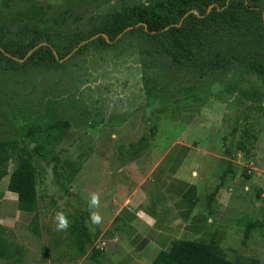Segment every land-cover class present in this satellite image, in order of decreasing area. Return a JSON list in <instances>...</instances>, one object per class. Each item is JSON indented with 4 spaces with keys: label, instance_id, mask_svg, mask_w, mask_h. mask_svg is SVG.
<instances>
[{
    "label": "rangeland",
    "instance_id": "rangeland-1",
    "mask_svg": "<svg viewBox=\"0 0 264 264\" xmlns=\"http://www.w3.org/2000/svg\"><path fill=\"white\" fill-rule=\"evenodd\" d=\"M148 1L153 0H0V16L7 18L11 33L23 24L35 26L45 34L42 43L56 46L76 28L84 33L91 16ZM258 3L264 9V0ZM232 13L241 17L239 27L224 25L217 35L222 47H232L227 71L171 66L164 57L143 67L139 47L146 41L140 32L77 53L86 42L81 40L52 65L24 58L17 69L0 71V139L11 140L13 148L31 156L39 218V234L34 235L27 228L31 214L18 210L15 194L6 190L14 166L10 157L0 179V225L20 246L17 264L103 262L107 257L98 237L104 215L118 206L119 197L138 192L150 150L190 122L202 121L200 111L213 103L225 104L228 112L221 115L233 120L247 103L255 106L253 113L264 112V85L256 83L240 60L244 54L261 53L253 29L261 32L264 19L258 21L242 6ZM8 36L18 38L16 33ZM250 83L256 88L248 99L243 89ZM243 168L239 177L245 181L248 173ZM219 175L216 170L211 182H218ZM93 192L99 195V206L89 209ZM91 211L102 217L99 224L91 222ZM57 212L67 217L66 230H56ZM93 249L97 263L89 259Z\"/></svg>",
    "mask_w": 264,
    "mask_h": 264
},
{
    "label": "crops",
    "instance_id": "crops-1",
    "mask_svg": "<svg viewBox=\"0 0 264 264\" xmlns=\"http://www.w3.org/2000/svg\"><path fill=\"white\" fill-rule=\"evenodd\" d=\"M246 105L234 120L221 115L225 104L205 106L202 121L150 150L138 192L119 197L104 215L98 240L107 258L99 264H149L178 239L214 241L233 264H264V112ZM216 170L225 175L206 206L205 196L219 182H211ZM92 256L97 263L98 253Z\"/></svg>",
    "mask_w": 264,
    "mask_h": 264
},
{
    "label": "trees",
    "instance_id": "trees-1",
    "mask_svg": "<svg viewBox=\"0 0 264 264\" xmlns=\"http://www.w3.org/2000/svg\"><path fill=\"white\" fill-rule=\"evenodd\" d=\"M238 6L251 10L258 21L264 19V9L258 0H153L120 5L105 14L91 16L90 25L84 33L76 28L70 36L64 38L62 45L56 46L42 43L45 34L35 26L23 24L19 30L11 33L7 18L0 16V71L17 69L20 66L19 61L24 58L35 65H52L62 55L70 53L81 40L86 42L76 49L77 53L86 46L99 48L112 45L120 36L135 32H140V36L146 41L139 47L143 67L150 64V60L155 57H164L171 66H192L198 69L204 67L205 72L214 68L227 71L229 58L234 56L232 47H222L217 35L224 25V28L231 27L235 30L239 27L241 17L232 13V9ZM260 31L253 29L255 40L262 45L259 56L244 54L238 59L244 65L245 71L255 76L256 83L264 85L263 24ZM15 33L18 38L12 39L8 36ZM90 37L92 38L89 39ZM54 50L57 52L54 53ZM255 88L256 84L250 83L243 89L246 98L252 97ZM143 140L140 137L137 144L141 145ZM10 157L14 160V166L8 173L6 190L15 194L18 210L31 214L27 228L34 235H38L39 218L31 156L22 148H13L11 140L0 139V179L7 173L6 166ZM77 167L72 168L71 175L78 170ZM224 175V172L219 175V182L205 196L206 206L220 187ZM93 251L95 249L91 251L90 257H94ZM20 255L19 244L12 239L11 232L0 225V261L3 264H16L20 261ZM246 262L256 264L252 259ZM149 264L233 262L219 254L214 241L203 243L178 239L172 241L167 249L159 250Z\"/></svg>",
    "mask_w": 264,
    "mask_h": 264
},
{
    "label": "clouds",
    "instance_id": "clouds-1",
    "mask_svg": "<svg viewBox=\"0 0 264 264\" xmlns=\"http://www.w3.org/2000/svg\"><path fill=\"white\" fill-rule=\"evenodd\" d=\"M89 209L97 208L99 206V195L95 192L90 194L89 199ZM102 217L100 214L96 211L90 212V220L93 224H99L101 222ZM55 221H56V230L57 231H63L68 228V220L67 217L63 212H57L55 215Z\"/></svg>",
    "mask_w": 264,
    "mask_h": 264
},
{
    "label": "water",
    "instance_id": "water-1",
    "mask_svg": "<svg viewBox=\"0 0 264 264\" xmlns=\"http://www.w3.org/2000/svg\"><path fill=\"white\" fill-rule=\"evenodd\" d=\"M178 24H179V23H178ZM178 24H176V25H178ZM92 37H94V35H93ZM92 37H90L89 39H91ZM84 41H85V40H83L82 42H84ZM82 42H80V43H82ZM80 43H78V44H80ZM78 44H77V45H78ZM73 49H74V48H73ZM73 49H72V51H73ZM72 51H71V52H72ZM71 52H70V53H71ZM68 54H69V53H68Z\"/></svg>",
    "mask_w": 264,
    "mask_h": 264
}]
</instances>
